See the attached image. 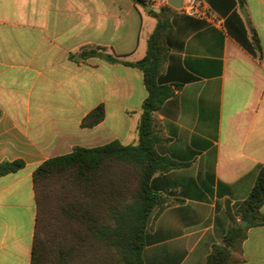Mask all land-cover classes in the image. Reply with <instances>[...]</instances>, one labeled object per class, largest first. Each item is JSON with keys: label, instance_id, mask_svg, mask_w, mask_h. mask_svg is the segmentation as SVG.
<instances>
[{"label": "crops", "instance_id": "0c3cea01", "mask_svg": "<svg viewBox=\"0 0 264 264\" xmlns=\"http://www.w3.org/2000/svg\"><path fill=\"white\" fill-rule=\"evenodd\" d=\"M149 12L137 0H0V164L24 163L0 176V264H31L43 163L76 147L138 145L148 91L124 62L146 56L158 23ZM169 17L163 78L174 96L155 113L156 147L177 166L151 179L167 204L144 262L205 264L264 164V0H185ZM93 49L119 62L79 59ZM100 105L104 119L83 126ZM236 256L264 264V226L248 229Z\"/></svg>", "mask_w": 264, "mask_h": 264}, {"label": "trees", "instance_id": "16d2710c", "mask_svg": "<svg viewBox=\"0 0 264 264\" xmlns=\"http://www.w3.org/2000/svg\"><path fill=\"white\" fill-rule=\"evenodd\" d=\"M142 6L152 0H137ZM245 6V0H233ZM169 5L149 14L158 21L148 41L146 56L127 66L140 69L148 97L138 126L139 143L125 146L120 142L87 149L76 147L70 154L47 160L33 174L37 205L31 264H145L144 250L155 210L166 207L167 200L156 193L151 179L177 165L157 151L160 140L155 113L174 96V90L163 78L168 49L167 39L172 25ZM242 44L256 53L259 42ZM103 57L111 63L118 59L83 51L79 59ZM105 117L100 105L83 121L93 127ZM24 163L0 164V176L16 172ZM264 204V164L245 201L239 206L240 221L231 216L230 228L221 245L213 247L205 264H239L236 253L241 250L251 227L264 226L261 208ZM247 221L243 227L242 222Z\"/></svg>", "mask_w": 264, "mask_h": 264}, {"label": "water", "instance_id": "95a60500", "mask_svg": "<svg viewBox=\"0 0 264 264\" xmlns=\"http://www.w3.org/2000/svg\"><path fill=\"white\" fill-rule=\"evenodd\" d=\"M184 1L185 0H168L167 3L173 9L181 10L183 8V6H184ZM145 8H146L147 11H151L153 9L157 13L161 12V9L160 8H152L151 5H147V6H145ZM247 224H248L247 221H243L242 222V226L243 227H246Z\"/></svg>", "mask_w": 264, "mask_h": 264}]
</instances>
